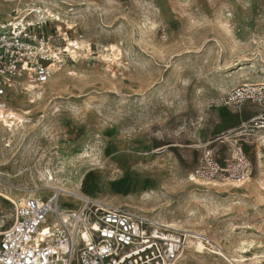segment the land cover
Here are the masks:
<instances>
[{
  "label": "rangeland",
  "instance_id": "obj_1",
  "mask_svg": "<svg viewBox=\"0 0 264 264\" xmlns=\"http://www.w3.org/2000/svg\"><path fill=\"white\" fill-rule=\"evenodd\" d=\"M29 13L52 15L40 32L68 56L46 84L21 78L7 94L25 124L0 153V232L13 210L5 198L79 185L101 205L200 234L203 252L184 243L177 264H264V129L248 128L264 108L226 98L264 84V0H0V21ZM25 84L41 100L30 103ZM206 150L223 170L241 152L244 179L198 175ZM81 151L97 162L69 166Z\"/></svg>",
  "mask_w": 264,
  "mask_h": 264
},
{
  "label": "built area",
  "instance_id": "obj_2",
  "mask_svg": "<svg viewBox=\"0 0 264 264\" xmlns=\"http://www.w3.org/2000/svg\"><path fill=\"white\" fill-rule=\"evenodd\" d=\"M30 14L0 21L3 125L5 120H13L7 107L12 81L26 78L44 85L62 67L63 55L68 56L67 48L56 50L51 38L40 32L52 15L37 13L30 20ZM226 98L228 105L251 102L264 108V84L233 88ZM248 128L263 130L264 115L251 119ZM203 162L197 172L202 177L213 178L223 171L233 180L244 179L247 161L241 152H235L225 170L209 150L203 154ZM79 202L77 207L64 206L54 193L13 204L11 222L0 232V264H174L180 258L185 241L182 232L91 199Z\"/></svg>",
  "mask_w": 264,
  "mask_h": 264
},
{
  "label": "bare ground",
  "instance_id": "obj_3",
  "mask_svg": "<svg viewBox=\"0 0 264 264\" xmlns=\"http://www.w3.org/2000/svg\"><path fill=\"white\" fill-rule=\"evenodd\" d=\"M16 10L17 9H15V11ZM229 16H230V14H227L225 16V18H228ZM225 18H224V21H225ZM224 25H225V23H224ZM68 45L71 46V47H75L78 44L77 43L69 42ZM81 47H83V46L81 45ZM85 47L86 46H84V48ZM109 48H110L111 51H113L112 52V55L115 56L116 55L115 52L116 53L118 52L116 46L113 45V44L112 45L109 44ZM68 51H70V50H68ZM70 53H71V51H70ZM75 53L76 52L71 53V55L74 56ZM110 58H106V59L104 58V59L106 61H112V60H110ZM56 73H57V71H56ZM19 79H21V78H19ZM16 80H18V79H16ZM14 81H12V83H14ZM12 83H11V85H12ZM57 84H59V82H55L54 85H52V84L49 85L48 88L49 89H54L57 86ZM25 88H26V93L32 98V100L30 101V103H34L35 100H38V101L41 100V96H43L44 93H45V91H40V93H38V92L32 93V91L35 89L32 86V84H27L25 86ZM8 113L10 115V119L13 118V122L12 123H9L6 120L4 121V124H5L4 126H8L9 127L8 130L6 128H4V127H0V153L4 149V147L6 148V147L9 146L8 144L12 143L13 138H16L17 137V135L19 134V125H22L23 126L25 124L24 123L25 121L24 122L22 121V123H19L18 122V125L15 124V122L19 121V118L14 119V113H12L11 110H9V109H8ZM22 113L23 114H22V118L21 119H23V117H24L23 115L24 114L29 113V112L27 110H22ZM13 125H15V126L17 125L16 128H12ZM259 139H260V143L262 145H264V137H261ZM2 142L5 143V146H2V148H1V145H3ZM6 145H8V146H6ZM97 159H98L97 154L90 155V153L87 152V151H81V152H77V153L73 154L72 158H70V160H69L68 165L69 166H75V165H77V163L82 164L84 162H94L95 163V162H97ZM61 168H65V164L64 163H61ZM40 175H41L42 178H44L45 184H47V185H54L52 174L49 171H45V170L44 171H41L40 172ZM93 179H94V177L92 175H90V176L88 175V176H86V181H84V182H86V184H89V183H92L93 182ZM189 180L190 181H197L195 177L194 178L192 177V175L189 177ZM231 184L237 185V186H241L242 185V182L235 181V182H231ZM140 186H141V183H140ZM131 187H132V185H131ZM79 188H80L79 185H76L75 187H73V189H70V190L68 188H57L55 186L54 187L48 186V189L53 190L54 193H56V194L59 195L60 202L64 206H68V207L69 206L71 207L73 205L76 206V203H78L82 199H90L87 196H85L84 193H83V191L80 190ZM40 189H37L36 188L35 191L25 192V195L23 197H21L22 199L20 198V200L18 199L17 201L12 200V199H9V198H5V199L8 200V201H10L13 204H17L18 202L22 201L26 197H32V198H35V199H39L40 196L35 195V194H37V190H40ZM135 189H137V188H135ZM64 198L67 199V200L64 201ZM79 204H80V202H79ZM102 205L104 207H110V206H108L106 204H102ZM152 222L158 223V224H162V225L167 226L168 228H171V229H174L176 231L182 232L184 234V238H185L184 239L185 240L184 243H186V248L191 249L193 252L200 253V252H203V250L206 248L205 245H204L205 239L200 234H198V233H192V232H189L187 230H182L180 228V226L177 223H174V222L173 223H165V222H159V221H152ZM178 260H176L174 264H177Z\"/></svg>",
  "mask_w": 264,
  "mask_h": 264
}]
</instances>
